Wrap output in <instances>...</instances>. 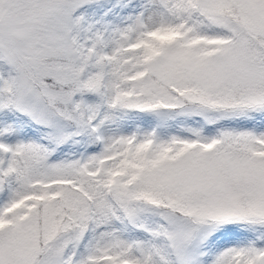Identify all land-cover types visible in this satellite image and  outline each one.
Listing matches in <instances>:
<instances>
[{
    "label": "snow or ice",
    "instance_id": "obj_1",
    "mask_svg": "<svg viewBox=\"0 0 264 264\" xmlns=\"http://www.w3.org/2000/svg\"><path fill=\"white\" fill-rule=\"evenodd\" d=\"M0 264H264V0H0Z\"/></svg>",
    "mask_w": 264,
    "mask_h": 264
}]
</instances>
